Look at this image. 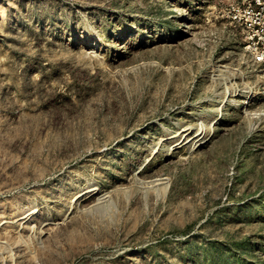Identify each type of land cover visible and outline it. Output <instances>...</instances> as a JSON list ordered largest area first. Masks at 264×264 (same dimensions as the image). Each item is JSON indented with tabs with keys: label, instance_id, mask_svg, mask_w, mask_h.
Returning <instances> with one entry per match:
<instances>
[{
	"label": "rangeland",
	"instance_id": "rangeland-1",
	"mask_svg": "<svg viewBox=\"0 0 264 264\" xmlns=\"http://www.w3.org/2000/svg\"><path fill=\"white\" fill-rule=\"evenodd\" d=\"M232 1L0 0V264H264Z\"/></svg>",
	"mask_w": 264,
	"mask_h": 264
},
{
	"label": "built area",
	"instance_id": "built-area-1",
	"mask_svg": "<svg viewBox=\"0 0 264 264\" xmlns=\"http://www.w3.org/2000/svg\"><path fill=\"white\" fill-rule=\"evenodd\" d=\"M231 10L254 60L264 64V0H233Z\"/></svg>",
	"mask_w": 264,
	"mask_h": 264
},
{
	"label": "bare ground",
	"instance_id": "bare-ground-1",
	"mask_svg": "<svg viewBox=\"0 0 264 264\" xmlns=\"http://www.w3.org/2000/svg\"><path fill=\"white\" fill-rule=\"evenodd\" d=\"M248 101H249V99L244 98L243 103H247Z\"/></svg>",
	"mask_w": 264,
	"mask_h": 264
}]
</instances>
